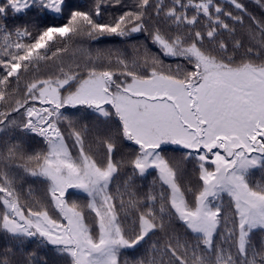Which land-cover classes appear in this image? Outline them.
<instances>
[{"label": "snow or ice", "instance_id": "6c2138e0", "mask_svg": "<svg viewBox=\"0 0 264 264\" xmlns=\"http://www.w3.org/2000/svg\"><path fill=\"white\" fill-rule=\"evenodd\" d=\"M0 264H264V0H0Z\"/></svg>", "mask_w": 264, "mask_h": 264}, {"label": "trees", "instance_id": "16d2710c", "mask_svg": "<svg viewBox=\"0 0 264 264\" xmlns=\"http://www.w3.org/2000/svg\"><path fill=\"white\" fill-rule=\"evenodd\" d=\"M81 2H87V0H81ZM254 11H255V9H253ZM140 39H143V37H140ZM101 46H111V45H101ZM149 179H151L150 177H149Z\"/></svg>", "mask_w": 264, "mask_h": 264}]
</instances>
